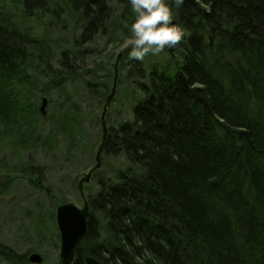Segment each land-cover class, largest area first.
<instances>
[{
    "label": "trees",
    "instance_id": "trees-1",
    "mask_svg": "<svg viewBox=\"0 0 264 264\" xmlns=\"http://www.w3.org/2000/svg\"><path fill=\"white\" fill-rule=\"evenodd\" d=\"M16 1L46 31L71 24L75 34L71 48L58 45L61 67L52 69L60 37L22 30L0 4V116L5 133L25 144L46 116L29 94L42 101L50 86L63 89L80 46L109 28L128 31L135 15L130 0ZM173 14L188 33L178 47L159 60L128 59L130 47L119 54L128 60L122 76L136 95L130 117L106 126L100 162L122 157L128 165L97 180L87 235L72 264L86 255L104 264H264V0H184ZM26 64L46 82L20 74ZM104 77L85 81L103 104L111 90ZM66 104L77 107L67 94L59 106ZM56 129L66 135L68 152L82 142L79 118L67 111ZM47 139L53 148L54 136ZM28 164L26 179L37 187L42 168ZM0 255L20 258L4 245Z\"/></svg>",
    "mask_w": 264,
    "mask_h": 264
},
{
    "label": "rangeland",
    "instance_id": "rangeland-1",
    "mask_svg": "<svg viewBox=\"0 0 264 264\" xmlns=\"http://www.w3.org/2000/svg\"><path fill=\"white\" fill-rule=\"evenodd\" d=\"M15 2L17 1L0 0V4L4 3L5 11L8 12L11 20L22 30L31 29L34 34L41 36L46 23L40 21L36 15L28 17L23 15L21 5ZM70 27L71 24L65 30L56 28L53 30L49 27L47 31L44 29L47 33H51L53 38L60 37V44L55 42L52 45L54 54L49 57L52 69L61 67L59 60L62 56L58 45L72 47V37L75 34L71 32ZM129 35L130 26L126 32L117 26V29L109 28L104 34L99 33L90 43L80 46L82 53H79L75 62L71 61L69 64L67 60L70 66L68 71L72 73L66 75L63 89H51L50 86L44 95L47 98L46 116L38 123V129L27 143H18L17 136L6 134L4 119L0 116V183L8 182L6 188L0 189V248L2 245L7 246L20 255V258L14 262L6 261L0 255V264H60L55 209L63 202H72L81 206L78 181L93 166L94 153L102 135L99 115L103 102L94 92L89 91L85 81L101 82L105 80L104 76H107L111 88L113 78L108 72L110 70L113 73L117 56L127 48L125 43ZM162 57H164L163 53L158 56L150 54L145 58L159 60ZM127 58L129 59V56ZM119 59V80L107 115L104 117L105 126L130 117L129 107L133 100L131 94L136 95L135 85L128 87L129 82L122 76L128 60L122 57ZM36 67L34 64H26L21 67L20 74L26 70L28 75L37 77L39 83L46 82L47 79ZM10 82H12L11 90L17 93L18 89H21L17 77L12 76ZM65 94L71 97L76 108L69 104L60 108L59 105ZM29 100L37 106L41 104L38 93L29 94ZM63 111L78 117L83 130L80 136L82 142L69 152L66 135L56 129L58 118ZM39 115L37 114V119H40ZM51 136H54L53 140L56 143L53 148H48L47 137ZM28 162L42 168V179L37 187L26 179L25 169L30 167ZM23 164H27V167L22 168ZM127 165L128 162L122 160V157L102 156L100 167L93 173L90 181L83 184L85 196L88 198L96 193L98 179L113 177L117 169L125 168ZM33 253L41 256L40 263H32L28 260Z\"/></svg>",
    "mask_w": 264,
    "mask_h": 264
},
{
    "label": "clouds",
    "instance_id": "clouds-1",
    "mask_svg": "<svg viewBox=\"0 0 264 264\" xmlns=\"http://www.w3.org/2000/svg\"><path fill=\"white\" fill-rule=\"evenodd\" d=\"M183 4L184 0H130L135 15L125 43L131 49L130 59L143 61L150 54L158 56L181 44L188 33L173 22V6L180 8Z\"/></svg>",
    "mask_w": 264,
    "mask_h": 264
},
{
    "label": "water",
    "instance_id": "water-1",
    "mask_svg": "<svg viewBox=\"0 0 264 264\" xmlns=\"http://www.w3.org/2000/svg\"><path fill=\"white\" fill-rule=\"evenodd\" d=\"M119 55L114 64V77L111 86L110 93L105 98L103 104L102 112L100 115L102 137L101 142L98 145L93 166L85 172V174L78 181V191L81 200V206H77L72 202H63L56 206L55 209V223L59 234V261L60 264H72L75 259V250L78 243L85 238L88 231V215L90 211V206L87 196L84 194L83 184L90 181L91 176L94 171L100 167V155L103 150V142L106 135L105 126V114L108 111L110 103L115 95V88L117 84L118 77V59ZM46 97L42 98L39 110L42 115L45 113ZM28 260L32 263H40L41 256L39 254L33 253L28 257ZM83 264H104L101 260L92 255H86L83 258Z\"/></svg>",
    "mask_w": 264,
    "mask_h": 264
}]
</instances>
